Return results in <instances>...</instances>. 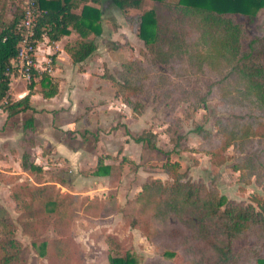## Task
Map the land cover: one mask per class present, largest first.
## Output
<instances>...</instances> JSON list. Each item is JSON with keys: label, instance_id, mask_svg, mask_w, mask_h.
I'll return each mask as SVG.
<instances>
[{"label": "trees", "instance_id": "obj_1", "mask_svg": "<svg viewBox=\"0 0 264 264\" xmlns=\"http://www.w3.org/2000/svg\"><path fill=\"white\" fill-rule=\"evenodd\" d=\"M35 1L40 8L34 26L38 38L46 33L50 39H58L68 27L84 37L99 19L100 11L86 4L80 12L74 11L78 3L88 0ZM110 1L124 10L123 17L131 30L143 38L140 56L126 58L112 68V73L105 68L101 73L115 84L114 94L121 97L133 115L144 108L142 102L131 98L133 95L149 97L156 108L162 105L166 116L181 102L196 109L216 99L217 108L226 115L214 117L213 130L197 124L194 132L199 142L191 150L207 154L215 165L231 159L225 164L238 171L240 181H253L264 190V61L257 54L264 51V42L245 28L248 16L264 6V0H152L139 13L125 9L140 6L142 0ZM7 11V1L0 0V106L9 116L30 107L29 95L37 72L32 70L27 91L11 99L9 72L19 41L16 25L22 11L15 5L10 15ZM145 20L152 27L149 36L142 29ZM93 48L92 41L80 38L66 46L74 62L84 59ZM40 73L48 77L46 72ZM198 73L209 79L204 91L190 84V75ZM47 82L40 90L44 97L57 91L56 80L48 77ZM154 135L144 130L134 140L149 141ZM229 146L236 153L233 157L226 154ZM19 166L33 183L22 180L8 187L17 211L15 220L0 202V264H28L29 249L15 237L17 224L32 243L45 244L51 264L71 263L77 257L76 244L68 237L39 239L35 219L52 214V224L57 225L62 216L77 209L121 211L128 216L129 225L139 227L155 247L173 257V263L264 264V197L252 193L247 201L224 198L215 186L186 176V170L180 169L176 160L166 158L162 163L169 180L154 177L144 181L123 205L112 196L49 191L52 186L38 183L42 166L31 161L27 152L22 153ZM99 167L107 169L108 165H102L99 158L94 173ZM26 192L29 199L24 196ZM247 236L255 243L235 248V241ZM104 240L111 254L107 264H137L134 256L121 251V243L113 233L106 234ZM152 263L149 259L139 264Z\"/></svg>", "mask_w": 264, "mask_h": 264}, {"label": "rangeland", "instance_id": "obj_2", "mask_svg": "<svg viewBox=\"0 0 264 264\" xmlns=\"http://www.w3.org/2000/svg\"><path fill=\"white\" fill-rule=\"evenodd\" d=\"M9 1L7 2V15L11 14L13 5L20 2V0ZM206 1L212 2L211 0ZM220 1L225 3L228 0ZM151 2L152 0H142L140 6L129 7L125 10L129 13H139L148 8ZM98 6L101 8L104 26L100 42L105 44L107 49H112L110 59L114 64L112 66L108 61L111 67L103 66V70L105 68L112 73V68L118 67L126 58L140 56L138 49L143 47V38H138L132 30L130 31V23L126 22L123 17L124 10L115 6L110 0H101ZM151 28L149 22L146 20L142 22L145 35H150ZM245 28L252 36L264 42V6L258 7L252 16H248ZM88 34L94 35V32L89 30L86 36L80 37V40L92 41L91 38H87ZM98 40L96 37V43ZM257 54L262 59L261 61H264L263 49ZM10 79L13 92L27 84V81L16 78L15 75H10ZM190 80V84L201 91H204L209 83L204 73L192 74ZM109 82L114 96L112 98L116 100L112 99V103H108V108H101L102 127L94 126L97 115L89 114V109L84 108L83 114L93 121L91 130L85 129L78 135L72 133L66 136V144L69 147L72 149L79 147L85 152L80 153L79 157L77 155L66 158H61L60 155L50 156L47 162L42 164L39 184L50 185L53 189L49 188V191L55 190L59 194L72 193L89 197L112 196L119 205H123L126 199L140 190L144 181L154 177L163 181L169 180V176L162 169V163L168 158L170 161H178L180 169L186 170V176L191 179H200L205 184L215 186L224 198L247 201L252 193L264 197V190L260 186L253 181L243 183L239 180L238 171L230 169L225 164L231 159L215 165L209 161L207 154L191 150L199 142L194 127L199 124L213 130L214 117L226 115L225 111L217 108L216 99L208 100L196 109L187 108V104L181 102L173 109L171 115L166 116L162 105L156 108L155 103L149 97L133 95L131 96L133 100H139L144 105L141 113L133 115L130 107L122 101L121 97L114 94L115 84L110 80ZM144 130L153 132L155 135L149 141L147 139L135 141V136ZM99 136L106 137L98 142ZM226 154L233 157L236 153L229 146ZM99 158L102 165L103 162H107L108 167L107 169L97 168L96 172L102 170L105 176L94 178L95 165ZM29 159L35 162L30 155ZM22 180L33 183L32 177L26 172L22 173L19 178L17 176L8 182H3L8 190L10 184ZM0 194L3 196L1 188ZM24 196L29 199L27 192ZM4 206L11 218L15 220L17 211L14 209L12 199L10 204L6 203ZM52 218L53 215L48 213L36 216V231L41 236L39 239L45 237L66 239L68 237L76 244L75 255L77 257L68 264H107L111 254L107 250L104 238L108 233L116 236L121 243V251L134 256L137 264L149 259L153 260L152 264H185L182 261L173 263V257L164 254L163 249L155 247L139 227L130 226L127 221L128 216L121 211L102 213L89 209H77L62 216L56 221L57 225L52 224ZM14 233L15 237L29 249L28 264H51L47 258L45 244L32 243L30 237L21 230L18 224ZM254 243L255 240L252 237H243L235 241V248L248 247ZM262 246H264V241Z\"/></svg>", "mask_w": 264, "mask_h": 264}, {"label": "crops", "instance_id": "obj_3", "mask_svg": "<svg viewBox=\"0 0 264 264\" xmlns=\"http://www.w3.org/2000/svg\"><path fill=\"white\" fill-rule=\"evenodd\" d=\"M100 2L101 0L97 2L88 0L85 3H78L74 8V11L80 12L82 5L86 4L100 11L98 22H93L94 28L91 31L94 35H89L90 33L87 35L94 44L90 54L80 61H72L66 46L80 36L70 27L55 40L42 33L35 52L37 75L33 77L34 83L29 95L30 107L7 116L6 110L0 106V188L3 194V196L0 194V202L3 205L10 204L11 199L7 195V185L2 178L12 179L17 176L19 178L24 173L19 166V157L23 151L29 153L30 157L41 165L47 162L50 156L79 157L80 153L85 151L79 147L76 149L69 147L66 144V136L72 133L78 135L85 129L91 130L93 121L83 114L84 108L89 109V114L97 115L94 126L102 127L101 108H108V103H112L114 96L109 80L100 75L103 66L109 68L111 66L108 65V61L109 64L113 62L110 59L112 49H107L105 44L100 42L104 28L101 8L98 6ZM133 33L137 36L135 32ZM96 37L99 39L98 43ZM126 37L129 39L128 35ZM40 72H46V76L57 81V91L52 96H42L40 90L47 86L48 77L43 78ZM26 91L24 84L13 92L10 79L8 93L11 99L21 97ZM93 110L95 111L92 112ZM105 137L99 136L98 142ZM106 163L103 162V165ZM97 172L94 178L105 176L102 170Z\"/></svg>", "mask_w": 264, "mask_h": 264}, {"label": "built area", "instance_id": "obj_4", "mask_svg": "<svg viewBox=\"0 0 264 264\" xmlns=\"http://www.w3.org/2000/svg\"><path fill=\"white\" fill-rule=\"evenodd\" d=\"M16 6L21 9L22 15L16 25L19 32V41L16 54L11 60L13 69L9 72V75H15L16 78H22L29 82L32 70L37 69L35 52L40 38L36 37L34 26L40 8L35 0H20ZM46 61L48 60L46 59Z\"/></svg>", "mask_w": 264, "mask_h": 264}]
</instances>
